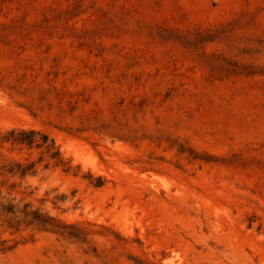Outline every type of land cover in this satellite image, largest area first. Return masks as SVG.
Segmentation results:
<instances>
[{
  "label": "rangeland",
  "instance_id": "1",
  "mask_svg": "<svg viewBox=\"0 0 264 264\" xmlns=\"http://www.w3.org/2000/svg\"><path fill=\"white\" fill-rule=\"evenodd\" d=\"M12 129L69 170L44 157L0 190L85 242L0 222V264H264V0H0Z\"/></svg>",
  "mask_w": 264,
  "mask_h": 264
},
{
  "label": "trees",
  "instance_id": "2",
  "mask_svg": "<svg viewBox=\"0 0 264 264\" xmlns=\"http://www.w3.org/2000/svg\"><path fill=\"white\" fill-rule=\"evenodd\" d=\"M26 26L27 25L24 23L13 26H5L2 28V31L6 33L10 30H24V27ZM33 27L35 28L36 26ZM163 32L166 31H162V33L158 32L157 35L161 38H164L165 33ZM170 36L174 37L176 40L183 41L190 45L189 41H187V37L178 36L177 34L171 35V33ZM12 48H14V46ZM26 69L27 67L24 68V70ZM33 83L35 86V81H33ZM21 84H23V82H21ZM56 91L57 90L53 88L52 91H47L45 96H48L50 93H55ZM58 94L60 93H57V95ZM42 100L44 99H41V101ZM60 102H62V100H60ZM0 143L1 145H9L10 152L17 151L18 153H21L24 150L41 151L40 157L37 159V161H29L28 158L24 160L2 159V163L0 164V175L7 176L6 178L8 179L14 177L25 179L27 177L35 176L38 171V166L43 162L44 157L53 161L57 166L59 165L65 167V172L69 170L67 163L63 162L59 148L55 145L54 140L41 131L12 129L1 137ZM44 168H47V165H44ZM93 185L94 187H100L103 185V182L101 179H96ZM0 222L7 228H11L16 231L22 228H34L38 231L54 234L62 238L76 240L82 243L85 242V234L78 228L59 221L44 210L34 208L30 203L16 201L14 198H10L3 194L1 190Z\"/></svg>",
  "mask_w": 264,
  "mask_h": 264
}]
</instances>
